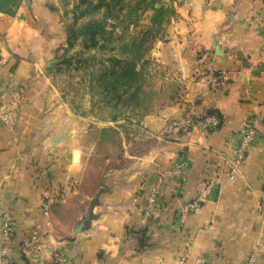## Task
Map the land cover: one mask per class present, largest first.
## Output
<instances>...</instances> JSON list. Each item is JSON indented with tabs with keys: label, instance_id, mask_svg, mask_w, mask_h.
Returning a JSON list of instances; mask_svg holds the SVG:
<instances>
[{
	"label": "crops",
	"instance_id": "0c3cea01",
	"mask_svg": "<svg viewBox=\"0 0 264 264\" xmlns=\"http://www.w3.org/2000/svg\"><path fill=\"white\" fill-rule=\"evenodd\" d=\"M72 8L62 0H21L0 12V250L11 219L9 264H52L54 249L65 264H245L252 254L264 264V0H186L165 40L181 53L198 46L205 66L184 99L136 115L143 121L133 139L125 125L134 119L130 110L99 117L100 105L89 101L77 112L55 85L50 64L70 54L80 65L99 59L105 70L120 59L102 53L117 49L121 38L104 8L78 20V31L104 23L98 46L88 51L78 34L69 48L73 19L64 14ZM195 68L179 74L189 79ZM98 86L82 89L93 100L89 91ZM213 111L222 120L209 127L205 117ZM254 121L258 136L230 180L241 135ZM159 178L161 196L146 217ZM210 182L209 197L179 223V210ZM72 183L76 192L60 196ZM92 205V220L76 235Z\"/></svg>",
	"mask_w": 264,
	"mask_h": 264
},
{
	"label": "rangeland",
	"instance_id": "374dc122",
	"mask_svg": "<svg viewBox=\"0 0 264 264\" xmlns=\"http://www.w3.org/2000/svg\"><path fill=\"white\" fill-rule=\"evenodd\" d=\"M20 1L17 0L16 4ZM185 2L186 0H122L121 2L113 3L110 10L104 8V13L107 14L106 20L108 22L116 21V25L120 28L121 34L119 36L121 38H119L120 41L117 43V49L115 48L114 50L106 46L102 53L106 52V56L108 54L112 56L115 53L121 60L124 59L123 63L119 66H113V64L109 63L107 64L109 68L106 71L104 62L99 59L90 63L78 64V57H75L74 53L66 56L63 61L56 60L52 62L50 67L56 68L54 82L56 87L60 89L59 92L62 99L70 102L77 112L78 106L83 111L89 101H94L97 105H100V109H96L97 116L105 117L108 113H118L123 111L121 109H125V107L121 106L123 98L118 102L114 94L125 95L123 102L128 101L130 107L123 114L130 110V118L132 116L134 118L131 121H126L125 125H129L132 139L136 137V133L133 131H137L143 121L142 117H137L136 115H143L148 112L157 114L168 102L184 99L190 82L197 78V71L205 66V64H202L203 55L198 46L190 45L181 53L180 50L176 49V52L173 48H170V42L165 40L170 37L171 28L175 30L177 24L180 23L181 9ZM98 3L99 0H62L64 7H73L72 10L70 9L64 14V18L69 22L73 19L70 27L73 25L75 18L77 20L95 18L102 8L93 9V6ZM111 3V0H104L103 5ZM76 7L78 9L75 13ZM153 21L157 22L153 23ZM76 27H78V21ZM191 27L192 25L189 23L188 29H191ZM184 30L186 31L183 28V31H179V33L186 34L187 31L184 32ZM115 35L117 36L118 33ZM139 38H143V41L131 47L132 40ZM125 45L128 47H125ZM90 50L92 49H88V51ZM88 57L90 56H85V58ZM189 66L198 68L194 69L195 74L189 79L182 78V75L179 74L180 70L183 67L189 68ZM130 72H136L137 74L131 77ZM103 74H107L108 83H110V85L107 84L106 86L107 91L110 92V95L106 96L107 99H104L107 91H104V86H101ZM116 79L118 84H116V90H114L112 81ZM93 81H95L96 86H100L94 92L89 91L90 96L91 94L93 96V100H91L89 95H85L87 91L82 88L89 86ZM136 88H141L140 94L142 93L138 96L140 98L139 103H142L138 107H136L135 103L138 99L135 101L131 100V93ZM194 118L198 121L204 120V117L201 116H194ZM188 130H191V127ZM148 139L154 140L153 137ZM60 196H62V192H60Z\"/></svg>",
	"mask_w": 264,
	"mask_h": 264
},
{
	"label": "built area",
	"instance_id": "2783aa9c",
	"mask_svg": "<svg viewBox=\"0 0 264 264\" xmlns=\"http://www.w3.org/2000/svg\"><path fill=\"white\" fill-rule=\"evenodd\" d=\"M206 122L211 126H218V118L215 116L206 117ZM258 121L248 127L241 135L239 145L235 151L233 157L232 166L229 171V179L235 180L236 174L239 168H241L247 160L249 150L252 148L257 136H258ZM163 180L159 178L155 181L154 185L150 188L149 194L146 198V212L145 216L150 217L153 213V209L156 206L158 200L161 196ZM213 184L206 183L202 192L197 196L191 203L185 205L179 210V223L184 224L186 220L195 213L202 203L209 197L212 192ZM77 190L76 183H72L63 189L62 195L68 193H74ZM44 210L47 212V208L44 207ZM264 211V204H263ZM2 247L0 250V264H9L10 254L12 252V241H13V225L12 220L7 219L3 224L2 229ZM52 264H65L63 252L59 249H54L52 252ZM245 264H256L255 255H251Z\"/></svg>",
	"mask_w": 264,
	"mask_h": 264
},
{
	"label": "trees",
	"instance_id": "16d2710c",
	"mask_svg": "<svg viewBox=\"0 0 264 264\" xmlns=\"http://www.w3.org/2000/svg\"><path fill=\"white\" fill-rule=\"evenodd\" d=\"M16 1L17 0H1L0 2V12H10L9 7L15 6L16 5ZM122 0H111V4H106L103 5L104 0H99V3L97 5L93 6V9H99L100 7L102 8H106L107 10H110L111 5L115 2H121ZM101 8V9H102ZM78 7H76L75 9V13L77 11ZM157 12V11H156ZM107 17V15L105 16ZM77 18L74 19V23L73 25L69 28V40H68V46L69 48L73 47L74 43L78 40V34L82 35L85 37V39L87 40L86 43L84 44V47L89 49V48H94L96 46H98V38L99 36H101L103 33H105V25L103 22H93L88 24L87 26L83 27L81 30L78 31V28L76 27L77 24ZM157 21H153V23H155ZM111 64H113V66H119L123 63V60L118 59V58H112L109 60ZM112 74H114V72H112ZM131 77L136 76V73H129ZM104 77L102 76L101 78L103 79L102 82H107L108 83V77L107 74H103ZM125 76V75H122ZM100 78V79H101ZM113 83V89L116 90V84H118V80H114L112 81ZM110 85V83H108ZM112 85V84H111ZM112 88V87H111ZM112 89V90H113ZM141 92V88H136L133 93H131V100L135 101L136 99H138L139 93ZM125 96V95H124ZM123 94H114V97L120 101L122 99V97H124ZM132 104V103H131ZM123 107H125V110H128L129 106V102H123ZM208 115L210 116H215L217 118H219L220 120H222V116L213 111L208 113Z\"/></svg>",
	"mask_w": 264,
	"mask_h": 264
},
{
	"label": "water",
	"instance_id": "95a60500",
	"mask_svg": "<svg viewBox=\"0 0 264 264\" xmlns=\"http://www.w3.org/2000/svg\"><path fill=\"white\" fill-rule=\"evenodd\" d=\"M92 209H93V205L87 216L76 226V229L74 231L76 235L82 233L86 228L87 224L92 220V214H91Z\"/></svg>",
	"mask_w": 264,
	"mask_h": 264
}]
</instances>
